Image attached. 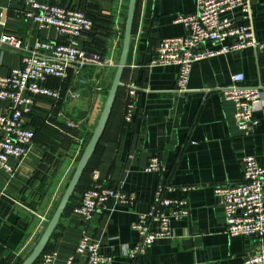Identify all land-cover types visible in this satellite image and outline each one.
Returning <instances> with one entry per match:
<instances>
[{
	"label": "crops",
	"instance_id": "1",
	"mask_svg": "<svg viewBox=\"0 0 264 264\" xmlns=\"http://www.w3.org/2000/svg\"><path fill=\"white\" fill-rule=\"evenodd\" d=\"M64 6L85 10L94 21L92 32L78 38V46L100 56L101 63L87 64L82 73L95 76L103 87L112 83L124 34L129 0H59ZM15 0H0V36L22 38L33 47L37 39L59 38L53 26H40L21 12ZM196 0H138L130 50L122 82L99 144L84 173L82 187L92 182L97 169L101 180L136 197L135 206L98 211L89 233L101 244V252L113 257V264H244L256 241L251 236L226 232V216L216 192L219 186L242 182L244 158L253 155L264 166V91L255 104L260 119L256 130L245 135L234 120L235 105L221 90L234 73L242 72L245 83H264V0H255L253 24L261 45L198 60L193 64L188 90H177V66L152 65L162 38L186 35L179 15L196 11ZM239 12L234 15L238 17ZM206 48H212L207 43ZM22 64V54L0 44V75ZM78 73L68 70L66 78L49 79L61 88L62 99L39 98L31 116L25 118L36 132L33 148L9 181L0 172V264H19L45 229L76 167L105 102L95 94L86 123L69 128L86 108V98L68 99L67 89L76 88ZM139 86L136 110L126 121L124 112L128 86ZM99 86H97L98 88ZM81 90V89H80ZM0 100V114L7 112ZM76 120V119H75ZM79 122V121H78ZM159 156L164 169L145 172L152 156ZM11 163L18 165L13 159ZM159 185L166 196L186 199L190 214L174 219L173 238L156 240L132 260L126 251L139 239L132 223L148 211ZM72 197L50 242L58 257L50 264H65L75 254L85 223ZM48 221L42 223L41 216ZM79 263V261H78Z\"/></svg>",
	"mask_w": 264,
	"mask_h": 264
},
{
	"label": "built area",
	"instance_id": "2",
	"mask_svg": "<svg viewBox=\"0 0 264 264\" xmlns=\"http://www.w3.org/2000/svg\"><path fill=\"white\" fill-rule=\"evenodd\" d=\"M23 5V15L40 26H53L59 38L45 42L37 39L31 47L22 38L13 35L0 36V44L13 47L22 54V64L7 75H0V100L7 101V112L0 114V172L11 181L18 166L33 148L36 132L25 118L31 116L39 98L58 102L62 99L61 88L48 85L52 77L64 79L68 70L74 68L78 75L90 63L102 62L100 56L78 46V38L92 32L94 21L83 9L64 6L59 0H15ZM196 11L179 15L187 33L183 36L162 38L151 60L152 65L177 66V90L187 91L193 64L198 60L225 54L247 47H259L253 24L255 0H196ZM239 12L238 17L234 14ZM209 43L212 48H206ZM139 86L131 83L127 91L124 112L130 121L136 110ZM224 97L235 105L234 120L245 135L252 134L260 124L255 115V104L262 99L264 83H245L242 72L234 73L231 82L221 88ZM68 99L81 98L78 88L67 89ZM78 120L69 118L66 125L75 128ZM17 160L18 165L11 163ZM159 156H152L145 172L163 170ZM92 184L81 195L74 210L81 215L85 226L76 252L65 264H78L85 255L84 264H113V257L101 252V244L89 233L88 227L95 214L103 210L131 208L136 204L133 193L107 185L99 171L92 172ZM169 187L157 186L148 211L139 214L132 228L138 233V242L126 254L134 260L144 253L156 240L173 238L172 221L184 219L190 214L186 199L166 196ZM226 216V232L231 236L247 235L256 241L254 251L244 264H264V166L253 155L245 156L242 182L219 186L216 189ZM1 193V192H0ZM41 216V222H47ZM58 257L56 249L45 252L35 264H50ZM3 264V263H2Z\"/></svg>",
	"mask_w": 264,
	"mask_h": 264
},
{
	"label": "water",
	"instance_id": "3",
	"mask_svg": "<svg viewBox=\"0 0 264 264\" xmlns=\"http://www.w3.org/2000/svg\"><path fill=\"white\" fill-rule=\"evenodd\" d=\"M137 3L138 0H129L125 29L119 50V59L116 65V70L111 85L108 88L103 87L101 81H99L96 76L95 78L90 79L87 78L86 75L82 72L78 75V88L81 89L83 96L86 98V108L79 110L76 115H73L74 118L79 121V125L82 126L86 123L89 110L93 105L95 94H102L103 96H105V102L98 120L94 126V129L78 159L71 178L67 183L51 218L49 219L41 235L32 246L30 252L23 258V260L19 264H35L44 253L99 144L101 136L108 122L110 113L112 111L114 102L116 100L118 90L123 85L122 77L127 65ZM97 86L99 87L97 88ZM85 261L86 256L83 255L80 258L78 264H84Z\"/></svg>",
	"mask_w": 264,
	"mask_h": 264
},
{
	"label": "trees",
	"instance_id": "4",
	"mask_svg": "<svg viewBox=\"0 0 264 264\" xmlns=\"http://www.w3.org/2000/svg\"><path fill=\"white\" fill-rule=\"evenodd\" d=\"M68 129H69V127H68ZM35 139H36V137H35ZM89 139V138H88ZM88 141V140H87ZM87 141H86V143H87ZM86 143H85V145H86ZM85 145H84V147H85ZM84 147H83V149H84ZM83 149H82V151H83ZM95 153V152H94ZM94 155V154H93ZM93 157V156H92ZM92 159V158H91ZM91 161V160H90ZM89 164H90V162H89ZM89 164H88V166H87V168H86V170H85V172L88 170V168H89ZM84 172V173H85ZM83 177H84V175H83ZM83 177H82V179H83ZM71 178V177H70ZM82 179H81V181H80V183H79V185H78V188H77V190H76V192L74 193V195H73V197L76 195V193H80L81 195H82V193L84 192V191H86L87 189H89L90 187H91V184H92V182L91 183H89V184H87L85 187H82V184H81V182H82ZM72 199V198H71ZM71 201V200H70ZM70 203V202H69ZM69 205V204H68ZM67 209V208H66ZM50 242V241H49ZM47 250H49V243H48V245H47V247H46V250L44 251V253L45 252H47ZM43 253V254H44ZM42 254V255H43ZM42 255H41V257H42ZM40 257V258H41ZM22 261V260H21ZM39 261V260H38ZM37 261V262H38ZM36 262V263H37Z\"/></svg>",
	"mask_w": 264,
	"mask_h": 264
},
{
	"label": "rangeland",
	"instance_id": "5",
	"mask_svg": "<svg viewBox=\"0 0 264 264\" xmlns=\"http://www.w3.org/2000/svg\"><path fill=\"white\" fill-rule=\"evenodd\" d=\"M97 120H98V117H97V119H96V121H95V124H96V122H97ZM95 126V125H94ZM94 126L92 127V129H94ZM93 131V130H92ZM92 133V132H91Z\"/></svg>",
	"mask_w": 264,
	"mask_h": 264
}]
</instances>
